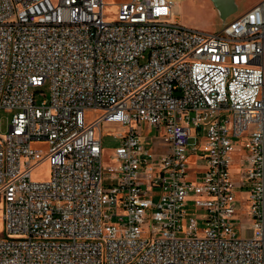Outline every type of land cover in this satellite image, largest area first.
I'll use <instances>...</instances> for the list:
<instances>
[{"label":"built area","instance_id":"2783aa9c","mask_svg":"<svg viewBox=\"0 0 264 264\" xmlns=\"http://www.w3.org/2000/svg\"><path fill=\"white\" fill-rule=\"evenodd\" d=\"M176 3L129 0L108 23L104 0H0V264H264V0L217 33L177 23ZM103 125L120 141L109 171Z\"/></svg>","mask_w":264,"mask_h":264},{"label":"rangeland","instance_id":"374dc122","mask_svg":"<svg viewBox=\"0 0 264 264\" xmlns=\"http://www.w3.org/2000/svg\"><path fill=\"white\" fill-rule=\"evenodd\" d=\"M129 0H104V10L103 16L104 20L108 23H112L117 20L119 5L127 2ZM262 0H235L237 11L228 17L227 20H222L218 10L214 6L211 0H178L175 7L173 8V15L175 20L180 25L190 28L196 29L208 33H217L219 32L226 24L234 20L240 15L251 10ZM35 101L38 105H41L43 102L49 100L50 96V87L48 83L42 84L39 88L35 90ZM100 113L95 111L86 112V120L91 121L98 117ZM12 115L10 113H6L5 111H0V135L3 136L8 129L9 121L11 120ZM142 136L146 137V140L143 139V146L152 150L153 145L150 142V139L154 141V143L158 144V140L155 139L158 133L152 127L147 125H142ZM103 136H102V147H103V167L105 171H109L115 166V162L113 158L115 156V150L120 146V141L118 138L114 137L113 134L110 133L111 129L118 132V128L116 126L103 125ZM191 143H194L192 141ZM237 146L244 147V143L240 140H236ZM160 145H158L159 147ZM41 150L46 149V145H40ZM204 144L200 149V152L197 154H193L188 160V167L192 174L200 171V169L205 165L204 161H201L200 155L204 154ZM245 155V151L242 152H234L232 154V169L231 173L233 174V179L236 185L239 188L236 190V209L238 214L235 216V223L237 225H242L247 222V215L249 211V207L245 202L246 197L248 196L249 188L241 187L243 184L242 178V169L240 168V164L243 156ZM51 168L48 163H43L40 166H37L33 171V179L35 181H44L47 180L50 176ZM160 190L156 189L153 194H151L152 199L155 202H158L160 199ZM187 215L188 218H194L198 222L199 229H203L205 227L204 219L206 217V212L204 209L196 208L194 202L191 199L187 202ZM237 237H240V232L236 231ZM5 236V223L3 220V211L2 206H0V238Z\"/></svg>","mask_w":264,"mask_h":264},{"label":"water","instance_id":"95a60500","mask_svg":"<svg viewBox=\"0 0 264 264\" xmlns=\"http://www.w3.org/2000/svg\"><path fill=\"white\" fill-rule=\"evenodd\" d=\"M218 10L222 20H227L228 17L237 11L235 0H211Z\"/></svg>","mask_w":264,"mask_h":264},{"label":"crops","instance_id":"0c3cea01","mask_svg":"<svg viewBox=\"0 0 264 264\" xmlns=\"http://www.w3.org/2000/svg\"><path fill=\"white\" fill-rule=\"evenodd\" d=\"M158 151H161L159 148H157Z\"/></svg>","mask_w":264,"mask_h":264},{"label":"bare ground","instance_id":"6f19581e","mask_svg":"<svg viewBox=\"0 0 264 264\" xmlns=\"http://www.w3.org/2000/svg\"><path fill=\"white\" fill-rule=\"evenodd\" d=\"M176 1H178V0H176Z\"/></svg>","mask_w":264,"mask_h":264}]
</instances>
